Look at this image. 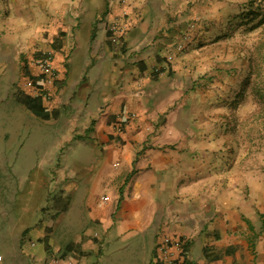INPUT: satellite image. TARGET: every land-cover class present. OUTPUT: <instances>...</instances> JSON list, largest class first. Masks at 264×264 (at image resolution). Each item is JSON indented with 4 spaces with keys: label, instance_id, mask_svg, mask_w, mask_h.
Masks as SVG:
<instances>
[{
    "label": "crops",
    "instance_id": "0c3cea01",
    "mask_svg": "<svg viewBox=\"0 0 264 264\" xmlns=\"http://www.w3.org/2000/svg\"><path fill=\"white\" fill-rule=\"evenodd\" d=\"M117 1L101 17L84 10L70 16L68 3L75 1L62 0L60 16L34 19L31 33L7 31L0 13V115L13 114L14 133L26 121H36L39 131L28 148L16 143L7 151L10 144L0 142V161L20 154L27 179L51 184L47 193L30 190L23 201L18 189L0 181V264H52L57 256L73 264H116V251L133 245H140L136 260L125 255L118 264H264V138L231 140L227 119L211 108L209 117L200 113L193 125L182 123L179 108L166 110L174 94H159L145 71L163 47L154 37L179 25L173 8L186 9L188 2L128 0L129 14L120 17ZM53 3L59 2H47L51 14ZM113 21L126 22L124 54L116 60L98 49ZM47 22L63 41L53 56L52 99L41 98L46 111L37 114L19 98L33 95L24 82L41 74L30 62L21 68L19 53ZM92 36L99 43L89 50ZM26 38L34 41L25 44ZM19 73L24 91L15 95L10 84ZM0 136L6 140V130ZM88 190L99 191L98 199L86 196ZM72 207L70 221L65 215Z\"/></svg>",
    "mask_w": 264,
    "mask_h": 264
},
{
    "label": "rangeland",
    "instance_id": "374dc122",
    "mask_svg": "<svg viewBox=\"0 0 264 264\" xmlns=\"http://www.w3.org/2000/svg\"><path fill=\"white\" fill-rule=\"evenodd\" d=\"M40 1L42 2V0H0V13L6 30L13 33L15 32L13 30L19 29L24 33L27 29L31 33L34 31V19L48 18L55 14L60 16L62 13V0H46L44 3ZM55 1L59 3H53L55 4L52 7L54 14H51L50 4L47 2ZM73 1L75 2L68 3V15L72 16L84 10L102 17L109 11L112 0ZM186 1L188 2L186 9H182V6L173 8L172 15L181 19L179 25L171 27L166 34L160 31L154 37L153 40L163 47L156 55L157 59L145 70L147 77L159 94L166 92L174 94V100L165 105L166 110L179 108L182 123L193 125L197 120L195 115L198 116L200 113H206L209 117L211 108L212 111L213 109L219 111L220 118L227 119L230 124L231 140L253 137L256 141L259 139L262 141L264 138V0ZM117 2L121 6L120 17H127L129 1L118 0ZM62 6L64 8L65 4L63 3ZM169 12L171 11L167 13ZM115 22L118 30L110 28L106 30L108 38L100 43L92 36L89 50L99 43L98 49L103 58L109 55L116 60L120 58V54H124L121 34L126 29L124 26L126 22ZM48 24L49 22L41 25L40 35L35 39L34 44H29L34 41L33 38L24 40V43L29 46H21L19 53L21 68L27 62L32 64L33 60L42 53H52L56 57L60 55L63 37L58 34L59 28L54 32L49 29ZM86 28L87 22H80L77 28L79 44L84 42ZM117 46L119 48L115 50ZM125 55L127 58L130 56ZM94 60L91 59V64L95 62ZM23 70L20 71L21 74ZM86 73L87 70L83 75ZM19 74L15 82L10 84V91L15 95L24 91L19 86L21 80V74ZM1 79L0 76V92L2 87H5ZM90 86L89 90H94V84ZM25 89L29 88L25 87ZM31 93L34 94L32 91ZM1 103L7 104L10 100L5 99ZM3 110L1 105L0 112ZM164 114L166 112L159 116V121L164 119ZM14 118L13 114L9 115V113L0 115V130H6L8 134L6 140L0 136V142L10 144L9 148L6 147L7 151H12L16 143H23L27 148L34 146L38 138H35L39 132L37 131L38 123L26 121L21 127H15L14 133V127H12L15 123ZM83 152L89 155L90 149L86 146ZM20 162V154L12 159H5L4 163L0 161V181L5 184L10 183L11 187L18 189V195L23 201L28 197L30 190L47 193L51 189L49 180H37L33 178L34 176L27 179L26 174L21 172L25 164ZM71 183L73 182L70 180V185ZM82 187L78 185V190ZM75 188L76 185L73 183L69 193L71 194ZM98 194H100L99 191H96L89 195L88 190L86 196L95 200V198L98 199ZM77 198L75 197L74 207L80 206ZM105 200L107 198L103 201ZM74 207L69 214L65 215V219L69 218L70 221L76 219ZM48 217L54 218V213L49 212ZM139 248L140 245H133L127 251H116L114 256L116 264L124 261L125 255L128 259L131 257L135 261Z\"/></svg>",
    "mask_w": 264,
    "mask_h": 264
},
{
    "label": "built area",
    "instance_id": "2783aa9c",
    "mask_svg": "<svg viewBox=\"0 0 264 264\" xmlns=\"http://www.w3.org/2000/svg\"><path fill=\"white\" fill-rule=\"evenodd\" d=\"M117 29V23L115 21L111 22L108 26V29ZM36 68L39 70V73L43 77V82L41 86H36L32 78H28L24 86L31 89L34 94L40 95L44 100H51L52 93L49 90V85L53 84L54 81L58 78V69L54 65V57L52 53H42L32 62ZM102 200L105 199L104 196L101 197ZM175 245L179 247V243L175 242ZM52 264H73L70 260L66 261L64 258L57 256L53 257L51 260ZM170 264H175L174 261Z\"/></svg>",
    "mask_w": 264,
    "mask_h": 264
},
{
    "label": "trees",
    "instance_id": "16d2710c",
    "mask_svg": "<svg viewBox=\"0 0 264 264\" xmlns=\"http://www.w3.org/2000/svg\"><path fill=\"white\" fill-rule=\"evenodd\" d=\"M32 78V77H30ZM35 85L36 86H41L43 82V77L38 76L35 77ZM20 101L25 104L26 107L29 109L33 110L37 114H43L46 111V107L43 106L42 104V99L40 95L33 94V95H27V94H22L20 95Z\"/></svg>",
    "mask_w": 264,
    "mask_h": 264
}]
</instances>
